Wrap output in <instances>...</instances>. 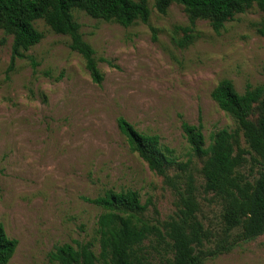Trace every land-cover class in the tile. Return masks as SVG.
<instances>
[{
  "label": "rangeland",
  "instance_id": "374dc122",
  "mask_svg": "<svg viewBox=\"0 0 264 264\" xmlns=\"http://www.w3.org/2000/svg\"><path fill=\"white\" fill-rule=\"evenodd\" d=\"M144 1L147 23L128 27L73 11L95 53L98 85L69 38L42 20L34 22L41 41L13 62L12 37L0 30V224L17 241L7 264H49L55 247L75 242H93L97 254L102 211L84 198L135 191L145 205L139 217L159 227L175 217L188 186L207 232L204 264H264V234L242 240L226 229L220 199L203 191L205 159L181 128L200 124L204 147L213 134L235 128L211 92L223 79L239 94L263 85L262 13L253 4L216 33L209 20L189 26L181 5L170 3L162 14L157 0ZM120 117L172 150L166 177L129 151Z\"/></svg>",
  "mask_w": 264,
  "mask_h": 264
},
{
  "label": "trees",
  "instance_id": "16d2710c",
  "mask_svg": "<svg viewBox=\"0 0 264 264\" xmlns=\"http://www.w3.org/2000/svg\"><path fill=\"white\" fill-rule=\"evenodd\" d=\"M170 3L183 7L189 26L209 20L216 33L254 4L262 13L257 33L264 37V0H157L156 8L163 14ZM74 10L122 27L137 21L146 24L149 17L144 0H0V30L12 37L11 62L41 41L43 35L34 22L42 20L54 34L69 38V49L83 59L91 81L100 84L102 74L95 53L82 38ZM262 76L264 79V64ZM211 99L233 119L234 129L218 131L204 147L200 124L183 122L181 128L196 156L205 159L203 191L220 199L226 229H236L238 239H254L264 234V83L247 85L239 94L231 81L223 79L212 90ZM117 128L129 151L151 172L166 177L175 163L172 150L162 146L157 135L139 133L121 117ZM247 165L250 170L245 173ZM84 201L102 211L95 230L98 253L93 251V242L63 244L48 254L49 264H204L202 245L207 232L197 218L190 186L175 217L159 227L139 217L145 205L135 191H106ZM16 246L17 241L9 239L0 224V264L9 262Z\"/></svg>",
  "mask_w": 264,
  "mask_h": 264
}]
</instances>
